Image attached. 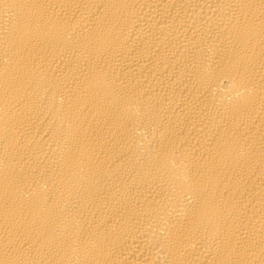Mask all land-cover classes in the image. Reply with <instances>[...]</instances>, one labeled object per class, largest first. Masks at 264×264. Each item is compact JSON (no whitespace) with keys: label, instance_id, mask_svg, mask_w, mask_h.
Here are the masks:
<instances>
[{"label":"bare ground","instance_id":"obj_1","mask_svg":"<svg viewBox=\"0 0 264 264\" xmlns=\"http://www.w3.org/2000/svg\"><path fill=\"white\" fill-rule=\"evenodd\" d=\"M0 264H264V0H0Z\"/></svg>","mask_w":264,"mask_h":264}]
</instances>
